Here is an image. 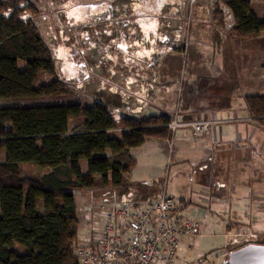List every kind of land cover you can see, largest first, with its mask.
Returning a JSON list of instances; mask_svg holds the SVG:
<instances>
[{"label": "trees", "instance_id": "trees-1", "mask_svg": "<svg viewBox=\"0 0 264 264\" xmlns=\"http://www.w3.org/2000/svg\"><path fill=\"white\" fill-rule=\"evenodd\" d=\"M226 1L234 14L228 39L264 30V14H252L249 0ZM36 10L34 0H0V98L14 100L0 105V264H79L73 254L77 195L154 192L156 186L128 179L136 162L129 149L151 137L170 139L174 131L166 114L115 122L106 110L115 100L77 97L79 89L60 76L53 48L31 17ZM219 12L211 11L216 42L225 37ZM42 96L57 99L35 100ZM242 102L246 118L264 129V91L244 93Z\"/></svg>", "mask_w": 264, "mask_h": 264}, {"label": "rangeland", "instance_id": "rangeland-1", "mask_svg": "<svg viewBox=\"0 0 264 264\" xmlns=\"http://www.w3.org/2000/svg\"><path fill=\"white\" fill-rule=\"evenodd\" d=\"M205 1L207 0H34L37 10L31 17L53 48L60 76L65 79L63 76L65 75L73 82L79 89L77 97L84 103L98 98L97 94H103L109 100H115L117 107H121L125 113L128 111L135 117L142 116L141 107L137 105L134 96L130 94L134 86L129 88L125 86L124 79L129 77V74L134 70L128 71L120 66L119 61L122 60L121 56L124 52L126 56L132 58L137 56L147 59L150 66L148 69L145 68L147 66L143 67L142 78L145 75L149 78L154 75L153 78L156 81L153 83V88L147 99L150 105L143 115L159 114L162 110L163 114L169 117H173L175 114L177 120L183 121L185 113H188L187 118H199L196 115L202 114L203 108L200 105H203L205 100H199V98L204 97V94L193 93L191 89L203 88L205 81L203 78L199 80L198 77H195L196 84L188 83L187 85V67L190 59L186 52H188L187 49L191 43V27L187 33L185 30L181 32L182 41L187 38L186 44L175 42L173 31L178 23H184L187 15H191L190 26L193 27L195 14L206 16L211 12L210 7L208 11L205 8L196 10V6L199 7ZM180 13L181 15L178 17ZM22 15L27 17L29 14L25 11ZM149 15L156 19V31L146 40L140 25L141 17H149ZM241 42L252 41L246 38ZM114 43L116 48L113 46ZM124 43L127 48H124ZM221 43H232V40L228 41V37L225 35ZM167 44L175 45L172 51H158L162 45ZM177 50L181 54L177 53V58H174L171 54ZM166 53L168 55H162ZM167 61H175L174 64L177 63L179 68L174 70L172 78H164L162 83L159 67L161 62L166 65ZM263 61V53H251L249 63H255L252 64V69L255 71V78L261 79V81L258 82L259 84L244 83L240 85L246 91H264V68L255 70L259 63L261 67H264ZM68 68L71 69V73H68ZM162 84L165 87H162ZM188 86L190 87L188 88ZM194 96H197L198 100L195 101ZM56 99V97L42 96L35 100L47 102ZM13 102L14 100L11 98H0V105ZM194 105H199L200 108H195ZM231 106L236 111L237 117L246 116L242 97H234L231 100ZM109 107L114 108L115 106L109 105ZM217 112L218 117L223 115L220 114V111ZM216 115L212 114L209 118L216 119ZM242 122L244 121H238V123ZM211 128L216 131L218 136L224 132V136L220 137L227 141L228 147H233L235 142L233 141V123L216 122L211 125L208 131ZM170 139L151 137L132 149L133 152L138 150L139 155H137L140 156V162L133 171L137 178H148L149 176L163 178L165 176L166 191L180 200L188 201L186 202L188 207L182 206L181 212L184 216L189 217H192L189 213L194 210L192 206L199 201L198 194L210 187L212 176L221 179L227 186L223 195L228 197L225 204H222V210L219 211L224 221L227 220V217L229 220L222 227H218L219 225L204 227L207 235L200 237V240L195 242V250L200 241L199 251L204 256L210 255L222 262L230 250L227 248L232 247L233 249L236 244L240 243L238 246L248 242L264 243V232H262L264 231V210L256 206L259 201H256L254 197H247L248 189L255 190L254 187H247L252 182L247 180L241 182V177H244L251 168L248 164H253V161L239 162L230 156L227 162L222 165H213L205 170H194L188 163L176 165L170 149L179 140H192L196 142V145H200L202 138L193 137L189 127H177ZM169 141L172 146H169ZM82 165L84 166V162H81V167ZM27 168L31 169L32 166H27ZM43 168L39 167L38 169ZM240 183L242 186L236 185ZM231 184L236 185L233 194L228 190ZM78 196L77 204L84 203L92 197L96 198V195L92 196L90 191L86 190L80 192ZM235 196L239 198L238 201L244 197L241 202L243 204L252 203V208L248 209L246 205L242 204L241 210H239L235 205V200H237ZM233 208H236L235 212L232 210ZM235 213L238 214L239 219L237 221L230 220L235 218ZM248 215L255 216V219L251 218V221L249 219L248 222ZM215 217L217 218L218 214H215ZM219 228H222L223 231L229 229L232 232H239L240 236H237L236 244L229 240L224 243L223 236L215 234L220 231Z\"/></svg>", "mask_w": 264, "mask_h": 264}, {"label": "built area", "instance_id": "built-area-1", "mask_svg": "<svg viewBox=\"0 0 264 264\" xmlns=\"http://www.w3.org/2000/svg\"><path fill=\"white\" fill-rule=\"evenodd\" d=\"M212 9L218 8L222 18L221 36L229 32L234 25V14L226 0H208ZM191 6L189 8V12ZM211 14V12H210ZM24 19L25 17H23ZM146 17V16H145ZM211 18V17H210ZM191 15H187L184 23H178L173 31V40L182 41V31L189 30ZM113 46L116 48L115 43ZM175 45H162L159 52L172 51ZM124 48H127L124 43ZM157 51V52H158ZM119 61L121 67L134 70L126 77L125 86H134L131 93L138 104L147 100L153 83L152 77L142 78L143 67L149 68L147 59L129 57L124 52ZM112 61L114 59L110 58ZM151 64V63H150ZM140 71V72H139ZM66 80L68 78L63 75ZM63 78V77H62ZM143 91V92H142ZM142 92V93H141ZM110 109H113L112 111ZM113 121L118 122L122 116H130L121 107H106ZM222 120L203 118L177 120L176 115L170 116L165 125L171 130L177 127H189L193 137L200 138L210 129L211 125ZM169 141V146H170ZM211 157L193 162L194 170L207 168ZM149 186H156L154 192L140 194L136 189L129 188L123 192L106 189L96 198L76 204L79 220L76 227V245L73 254L79 264H221L214 257H205L199 251V237L204 235L199 229V219L184 216L181 212L185 200L168 193L163 178H152L144 181ZM217 185H223L217 182ZM79 195V194H78ZM77 195V196H78ZM220 235L232 243L238 241L240 233L231 230L221 231ZM254 236V235H251ZM186 239L188 245H183ZM241 244V243H240ZM240 244L234 246L237 247ZM194 250V251H193ZM182 253L189 255L183 258Z\"/></svg>", "mask_w": 264, "mask_h": 264}, {"label": "crops", "instance_id": "crops-1", "mask_svg": "<svg viewBox=\"0 0 264 264\" xmlns=\"http://www.w3.org/2000/svg\"><path fill=\"white\" fill-rule=\"evenodd\" d=\"M249 4L251 13L254 14L257 18H260L264 14V0H249ZM196 7L197 9H195L197 11L201 10L202 8H205V10L208 11L209 7L210 10L212 9V5L208 2V0L205 1L204 4L199 5V7ZM180 15L181 13L178 15V17H180ZM210 17V12L207 13L206 16L204 14H195V17L193 19V27L192 25L190 26L191 43L187 49L188 52H186L190 59L187 67V85L188 83L190 85L196 84L195 77H198L199 80L203 78L205 81V86L201 89L192 88L191 90L193 91V93L197 92L204 94V97L199 98V100H205V103L203 105H200V107L203 108V111L202 114L196 115V117L199 118H185L184 120L209 118V116H211L212 114L216 115L218 113L217 111H220V114L223 115L221 117H218L216 115V119L222 120L220 122L233 123V141L235 142L233 143L232 148L228 147L226 145L227 141L220 137L224 136V132H222V135L218 136L216 131L211 128L210 131H208L204 136L201 137L202 139L200 145H196V142L192 140H179L173 146L170 142V146H172V148L170 149V153L172 154V159L174 160L176 165H181L184 163H188L190 165L193 162L205 160L208 156H210L211 160L210 162H208L207 168L213 165H222L226 163L230 156L237 159V161L239 162L245 163L248 160L253 161V164H248L251 168L244 177H241V182L245 180H247L248 182H252V184L247 187H254L255 190L250 191L248 189L247 197H254L256 201H259L256 206L261 210H264V129L256 126L253 122L248 120L246 116L240 118L237 117L236 111L231 106V100L234 97H242L244 93L259 92L246 91L245 88L243 89L240 85H243L244 83L259 84L258 82L261 81V79L255 78V71L254 69H252V64L255 63H249V59L252 52H260L264 55V30H261L258 35H250L246 37L249 41L252 42L243 43L241 41L246 39H237L236 37H232L228 39V41L232 40V43L222 44L221 42H216L213 36V27ZM175 52L171 55L174 56V58H177L176 54L179 51L177 50V52ZM162 55H168V53ZM161 61L163 62V59ZM162 62L161 66L159 67L161 82L164 78H172L174 75V70L179 68V65L177 63L174 64L175 61H167L166 65ZM258 68L263 69L264 67H261L259 63L255 70H257ZM190 78L192 79L191 81ZM162 87H165L164 84H162ZM189 87L190 86H188V88ZM194 97L195 101L198 100L197 96ZM137 105L141 107L140 109H142V111L140 113L142 116H144L143 114H145L150 103L148 104V100H143V102H141V105L138 103ZM117 106L118 105H115V107ZM194 107L198 108L199 105H194ZM228 110L231 111H229L230 115L227 116V114L229 113ZM160 113H162V110ZM184 115L188 116V113H185ZM238 121L244 122L238 123ZM134 147L136 146H133L129 149V153L136 162L135 165L127 173L128 179L135 181H145L147 179L155 178V176H149L148 178H137L136 173H133L134 169L140 162L138 150L135 152L132 151ZM82 169H85V163L84 166L82 165ZM210 181V187L206 188L204 191H201L198 194L199 201L196 202L194 206H192L194 207V210L189 213L190 215H192V217L199 219V229L203 233H205L201 237L207 235L204 227H217L218 225V227H222L229 220L227 217V220L224 221L219 211L222 210V204H225L228 197L223 195L224 191H226L225 188L227 186L221 179L219 180L214 176L211 177ZM217 182H222L223 185L219 186L217 185ZM236 185L242 186L241 183ZM236 185L231 184L228 188V190L232 194L235 193ZM78 198L79 196H77V199ZM235 198L237 199L235 200V205L239 210H241V206L243 204L241 200H243L244 197L241 198L240 201H238L239 198H237L236 196ZM243 205H246L248 209L252 208V203H245ZM185 206H187V203H185ZM234 209L236 208H233L232 210L234 211ZM215 214H218L217 218L215 217ZM251 218L255 219V216L248 215V222L249 219L251 221ZM237 219H239V217L238 214L235 213V218H232L230 220L237 221ZM219 229L220 231L215 234L220 235V232L223 231V229ZM224 243H226L225 238ZM183 245H188L185 238L183 240ZM182 256L183 258H189V255L186 253H182ZM205 257L211 256L207 255Z\"/></svg>", "mask_w": 264, "mask_h": 264}, {"label": "water", "instance_id": "water-1", "mask_svg": "<svg viewBox=\"0 0 264 264\" xmlns=\"http://www.w3.org/2000/svg\"><path fill=\"white\" fill-rule=\"evenodd\" d=\"M221 264H264V243L248 242L230 249Z\"/></svg>", "mask_w": 264, "mask_h": 264}, {"label": "bare ground", "instance_id": "bare-ground-1", "mask_svg": "<svg viewBox=\"0 0 264 264\" xmlns=\"http://www.w3.org/2000/svg\"><path fill=\"white\" fill-rule=\"evenodd\" d=\"M141 20H140L141 21L140 28H141V31L143 32L144 38L147 40V37H150L156 31V19L155 17L149 15V17H143L141 18ZM67 70H68V73L72 72L70 68H68Z\"/></svg>", "mask_w": 264, "mask_h": 264}, {"label": "flooded vegetation", "instance_id": "flooded-vegetation-1", "mask_svg": "<svg viewBox=\"0 0 264 264\" xmlns=\"http://www.w3.org/2000/svg\"><path fill=\"white\" fill-rule=\"evenodd\" d=\"M144 17H145V16H144ZM141 18H143V16H142Z\"/></svg>", "mask_w": 264, "mask_h": 264}]
</instances>
